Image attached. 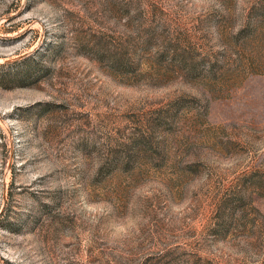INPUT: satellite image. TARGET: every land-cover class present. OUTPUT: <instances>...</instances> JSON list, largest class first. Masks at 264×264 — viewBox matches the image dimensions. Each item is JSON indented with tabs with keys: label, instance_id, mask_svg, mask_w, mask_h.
<instances>
[{
	"label": "rangeland",
	"instance_id": "1",
	"mask_svg": "<svg viewBox=\"0 0 264 264\" xmlns=\"http://www.w3.org/2000/svg\"><path fill=\"white\" fill-rule=\"evenodd\" d=\"M0 264H264V0H0Z\"/></svg>",
	"mask_w": 264,
	"mask_h": 264
}]
</instances>
